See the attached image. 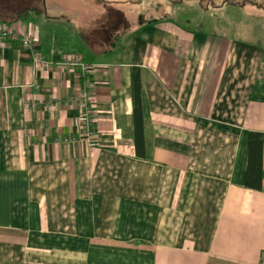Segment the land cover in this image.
<instances>
[{"label":"crops","instance_id":"crops-1","mask_svg":"<svg viewBox=\"0 0 264 264\" xmlns=\"http://www.w3.org/2000/svg\"><path fill=\"white\" fill-rule=\"evenodd\" d=\"M30 1L0 0V26L89 73L0 43V264H260L264 0H189L188 20L132 29L100 13L133 0Z\"/></svg>","mask_w":264,"mask_h":264},{"label":"rangeland","instance_id":"rangeland-1","mask_svg":"<svg viewBox=\"0 0 264 264\" xmlns=\"http://www.w3.org/2000/svg\"><path fill=\"white\" fill-rule=\"evenodd\" d=\"M14 0H6L8 7L12 8L15 3H12ZM20 0L19 3L15 6H18L19 4H24L27 2H31L30 0L24 1ZM172 1L177 0H133V4H128V6L117 3L111 6H106L104 10L101 11L100 15L102 18L101 21L104 20V22L101 23L100 28L102 29H109L113 28L118 24V22L124 21L125 24H128V29H132L133 26L138 24L139 22H148V21H159L160 19L169 18L171 20L178 19L176 16H179L180 21H186L188 20L189 13L186 11L188 10L187 6L189 4V0H180L182 2L181 7L183 9V12L175 13L173 9L175 8L174 3L172 4ZM119 2V0H118ZM157 5V6H156ZM156 6V9H155ZM69 16L74 15L73 11L66 12ZM93 14L94 13H87L84 12V19L82 18V13H79L80 17L83 19L82 23L88 26L89 24H94L93 20ZM4 20L7 21V18H4Z\"/></svg>","mask_w":264,"mask_h":264},{"label":"built area","instance_id":"built-area-1","mask_svg":"<svg viewBox=\"0 0 264 264\" xmlns=\"http://www.w3.org/2000/svg\"><path fill=\"white\" fill-rule=\"evenodd\" d=\"M17 41L19 45L26 49H32L30 53V61L33 65L51 69L54 71H76L83 75H88V65L82 60V58L73 53H65L59 49H52L49 52V59L43 60L39 54L32 48V39L27 34L16 35L9 31L5 26H0V43L6 39ZM88 84V83H87ZM79 103L81 109V119L79 122V128L81 137L87 140L91 135L92 114L90 110V101L87 93V86L81 89L75 97L71 99ZM260 264H264V254L261 255Z\"/></svg>","mask_w":264,"mask_h":264},{"label":"trees","instance_id":"trees-1","mask_svg":"<svg viewBox=\"0 0 264 264\" xmlns=\"http://www.w3.org/2000/svg\"><path fill=\"white\" fill-rule=\"evenodd\" d=\"M26 12L27 10H21L17 13V15H25ZM85 63L87 64V62ZM131 85H132V91H133V108H134V111H136V113H139V107L137 104H135V100L137 98L138 91H139L138 75L136 71H134L132 74Z\"/></svg>","mask_w":264,"mask_h":264}]
</instances>
